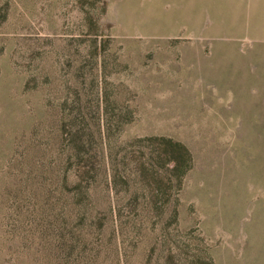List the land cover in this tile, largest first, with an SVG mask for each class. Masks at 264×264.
Returning <instances> with one entry per match:
<instances>
[{
	"label": "rangeland",
	"instance_id": "1",
	"mask_svg": "<svg viewBox=\"0 0 264 264\" xmlns=\"http://www.w3.org/2000/svg\"><path fill=\"white\" fill-rule=\"evenodd\" d=\"M0 264H264V0H0Z\"/></svg>",
	"mask_w": 264,
	"mask_h": 264
},
{
	"label": "trees",
	"instance_id": "2",
	"mask_svg": "<svg viewBox=\"0 0 264 264\" xmlns=\"http://www.w3.org/2000/svg\"><path fill=\"white\" fill-rule=\"evenodd\" d=\"M164 141L168 146L172 147V152L169 160L171 163L174 164V166L171 171L178 172L179 169L182 167V164L183 163L187 164V161L190 160V153L187 150V148L180 143H175L172 140H165V139ZM178 154L179 157L177 156Z\"/></svg>",
	"mask_w": 264,
	"mask_h": 264
}]
</instances>
